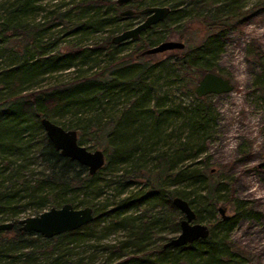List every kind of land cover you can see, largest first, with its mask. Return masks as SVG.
Wrapping results in <instances>:
<instances>
[{
	"label": "trees",
	"instance_id": "16d2710c",
	"mask_svg": "<svg viewBox=\"0 0 264 264\" xmlns=\"http://www.w3.org/2000/svg\"><path fill=\"white\" fill-rule=\"evenodd\" d=\"M246 1L132 2L139 9L165 5L170 10L163 20L140 32L134 42L117 45L106 36L88 47L72 39L68 49L62 52L54 49L59 37L50 40L43 37L44 32L60 27L61 32L72 38L104 30L112 34L126 27L121 24L124 17L119 15L122 7L115 0H55L53 9L47 10L42 18V25L36 27L28 22L29 15L46 9L41 5L47 0L0 1V42L4 44L0 56L4 51L12 55L0 66V221L12 222L11 229L0 231V264H94L98 251L106 253L101 256V264H245L248 261L229 237L239 220L256 214L244 202L230 203L232 215L208 223L206 238L162 248L163 242L170 238L165 237L166 233L178 231L182 217L171 204L173 196L186 200L195 213V221H199L201 217L191 198L196 194L197 183L205 189L203 201L209 218L217 213L216 192L224 186L208 179L206 160L184 163L202 153L214 124L210 107L204 102L208 95L196 97L193 84L205 72L220 74L214 61L225 36L249 16L251 11L244 8ZM258 2L264 6V0ZM190 23L199 25L203 33L196 45L188 43ZM172 36L182 40L184 47L172 50L167 61L180 72L177 78H189L181 89L185 87L194 99L203 101L184 115L179 114L177 107H170L152 95L149 78L155 64L132 61L134 52L140 53ZM10 41H15V45ZM125 43H132L131 52L108 60L98 71L91 70L90 63L97 55L103 52L110 59L122 52ZM249 58L257 68L253 87L264 98V50L250 47ZM83 65L87 67L82 69ZM71 67H78L72 79L39 87L45 75ZM115 91L129 94L126 105L118 115L104 117ZM88 112L82 122L79 114ZM43 117L77 133L83 132L87 125L92 127L95 141L100 140L98 145L104 154L103 166L88 174L84 166L61 156L44 134L39 123ZM66 117L73 119L66 123L63 119ZM177 124L178 132L172 135L169 130ZM175 136L176 142L170 143L171 146L161 144L165 137ZM148 159L155 162L154 167L148 166ZM102 173L115 178L106 185L115 184L117 196L126 187L138 183L145 190L139 195L128 194L105 202L99 207L104 210L99 212L91 196H102ZM63 203L76 208L90 206L92 220L51 238L18 229L20 213L29 210L37 214ZM138 207H143L142 214L128 216L127 211ZM101 215L112 220L114 228L124 229L125 234L112 244L97 247L99 238L95 231Z\"/></svg>",
	"mask_w": 264,
	"mask_h": 264
},
{
	"label": "rangeland",
	"instance_id": "374dc122",
	"mask_svg": "<svg viewBox=\"0 0 264 264\" xmlns=\"http://www.w3.org/2000/svg\"><path fill=\"white\" fill-rule=\"evenodd\" d=\"M137 1L142 2V0ZM54 2L55 0H47V2L43 3L45 5H41V7L46 9L29 15L30 19H28V22H33L36 27H40L43 22L42 18L46 16L47 10L53 9L52 5L55 4ZM145 2H148V0H145ZM244 8H248V11H251L249 16L239 28L225 36L222 50L214 61L220 74L229 79L232 89L227 93L210 94L204 100L210 107V114L214 119V124L204 142L202 153L197 158L184 163H196L206 160L207 171L205 173L208 179L212 182H221L222 186H224L221 191L216 192L219 200L216 202L215 207L221 206L224 208L226 215L233 214V207L230 203L234 202H244L248 208L256 212V214L252 213L251 216L253 217L239 220L231 229L229 237L234 243L235 249L248 260L245 263L264 264V169L257 167V163L264 160V98H261L253 87L257 68L249 58L250 47L258 46L264 50V6L259 5L258 0H247ZM141 19L137 16L125 18L121 20V24L126 25L125 28H131L140 22ZM120 31L121 29L108 34L104 30L91 36L79 35L76 38H72V35L61 32L60 27H54L44 32L43 37L50 40L56 36L59 37L54 44V49L62 52L68 49L67 47L70 46L72 39L73 41L79 40L81 45L89 47L94 42L98 43L106 36L111 37ZM188 31V43L196 45L203 35L202 30H200L199 25L190 23ZM167 40L179 41L175 36L169 37ZM180 41L182 42V40ZM9 43L15 45V41H10ZM131 44L125 43V46H122V52L110 57V59H108L110 55L108 56L103 52L97 55L90 63L92 65L91 70L98 71L108 60H114L118 56L131 52L133 50ZM0 45L1 48L4 44L0 42ZM171 51L167 50L144 56L139 55L137 51L133 53L132 61L136 64L143 62L155 64V68L152 69L151 77L149 78L152 83V95L170 107H177L179 114L184 115L193 105L202 104L203 101L199 98L194 99L185 90V87L181 89V86L185 85L189 78L187 76L178 77L179 79L176 77L180 72L174 69L167 61V57L173 53ZM8 53V51H4L0 56V66L4 65L8 58L12 57ZM93 62L95 63L93 64ZM86 67L87 65H83L82 69ZM76 68L78 67L52 72L45 76L42 75L44 79L40 82L39 87L72 79L78 72ZM192 76H196V74H192ZM195 84L196 82H194L193 86ZM128 95L115 91L108 104L109 110H107L104 117L111 114L113 116L118 115L121 108L126 105ZM88 115L89 112L84 115L79 114L78 118L85 122L84 118ZM63 119L67 123L68 120L73 118L68 119L66 117ZM178 128L179 124L168 130L174 135L178 132ZM92 130L93 128L87 125L83 132H76L77 143L88 150L99 149L102 151V148L98 145L100 140L95 141L96 137L92 134ZM183 134L181 133V135ZM174 141L176 142V136L174 138L165 137L163 143H160L171 146L170 143ZM147 163L150 167L155 166L153 160L149 161L148 159ZM100 180L102 196L99 198L91 196V198H95L94 202L98 205V208L105 202L110 203L112 200L128 194L139 195L145 190L143 189L142 191V185L138 183L126 187L124 193L117 196L116 185H106L115 181L112 174L102 173ZM195 187L196 194L191 195V198L201 217L196 222L203 223L208 227V223L219 218V215L215 213L213 217L209 218L203 201L205 189L197 183ZM141 208L143 207L127 211L128 216H139V214H142ZM102 210L104 208H99V212H102ZM30 215H34L33 212L26 210L20 213L19 217L23 218ZM111 221L104 215L100 216V221L95 231L96 238H99V243L95 244L97 247H100L101 244H112L125 234L124 229L114 228V223ZM177 232L166 233L165 237H173ZM158 242L162 241L158 240ZM88 244H94V241H88ZM96 254L97 258L94 264H101V256L106 253L98 251Z\"/></svg>",
	"mask_w": 264,
	"mask_h": 264
},
{
	"label": "water",
	"instance_id": "95a60500",
	"mask_svg": "<svg viewBox=\"0 0 264 264\" xmlns=\"http://www.w3.org/2000/svg\"><path fill=\"white\" fill-rule=\"evenodd\" d=\"M132 0H115L116 4ZM169 7L162 5L146 6L137 10L138 14L145 15L144 18L133 27L123 29L110 37V42L117 44L126 40L136 41L140 32L149 28L151 25L163 20L168 14ZM134 13L131 9L125 8L119 12L120 16H129ZM183 42L177 40H163L153 46H149L140 52V55H149L164 52L167 50L182 49ZM232 86L228 78L213 72H205L193 87L196 97L210 94H221L231 91ZM39 123L45 136L52 146L59 151L63 157L76 161L79 165L86 168L88 174L95 173L104 164V154L99 149L88 150L77 143L76 131L64 129L47 118H40ZM264 160L257 163L263 166ZM171 204L182 215L178 222V232L175 236L164 241L162 248L169 246L178 247L190 243L196 239H203L208 236V227L195 221V213L186 200L173 196ZM216 212L220 219L229 217L225 214L224 208L216 207ZM92 220V208L90 206L73 207L70 203H63L58 207L51 206L43 209L37 214L19 218L17 220L18 229L23 232H33L43 238H51L58 234L75 230ZM12 228V222L0 221V231ZM251 264V263H245Z\"/></svg>",
	"mask_w": 264,
	"mask_h": 264
},
{
	"label": "flooded vegetation",
	"instance_id": "af4514ba",
	"mask_svg": "<svg viewBox=\"0 0 264 264\" xmlns=\"http://www.w3.org/2000/svg\"><path fill=\"white\" fill-rule=\"evenodd\" d=\"M132 2H137V0H132V1H129V2H126V3H123L122 5H119V6H121L122 8H121V10H123V9H125V8H128V9H131L134 13H132L131 15H129V16H122V17H124L123 19H125V18H129V17H131V16H134V15H139V16H142V17H140V18H144V16L145 15H143V14H138L137 13V10L139 9L138 8V4H137V6L136 5H133L132 4ZM128 5H130V7L128 6ZM133 6V7H132ZM141 19V20H142ZM124 29H128V28H124ZM138 40V39H137ZM128 41H131V40H126V42H128ZM125 42V41H124ZM131 42H134V41H131ZM123 43V42H122ZM118 44H120V43H117V45ZM156 54V53H155ZM139 55H140V53H139ZM149 55H152V54H149ZM258 168H261V167H264V165L263 166H257Z\"/></svg>",
	"mask_w": 264,
	"mask_h": 264
},
{
	"label": "bare ground",
	"instance_id": "6f19581e",
	"mask_svg": "<svg viewBox=\"0 0 264 264\" xmlns=\"http://www.w3.org/2000/svg\"><path fill=\"white\" fill-rule=\"evenodd\" d=\"M94 217V216H93Z\"/></svg>",
	"mask_w": 264,
	"mask_h": 264
}]
</instances>
